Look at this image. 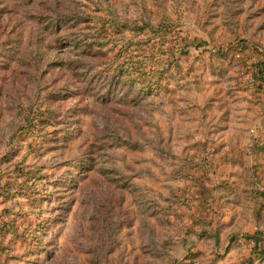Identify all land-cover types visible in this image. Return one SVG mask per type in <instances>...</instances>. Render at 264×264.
Listing matches in <instances>:
<instances>
[{
    "label": "rangeland",
    "instance_id": "1",
    "mask_svg": "<svg viewBox=\"0 0 264 264\" xmlns=\"http://www.w3.org/2000/svg\"><path fill=\"white\" fill-rule=\"evenodd\" d=\"M264 0H0V264H264Z\"/></svg>",
    "mask_w": 264,
    "mask_h": 264
},
{
    "label": "built area",
    "instance_id": "2",
    "mask_svg": "<svg viewBox=\"0 0 264 264\" xmlns=\"http://www.w3.org/2000/svg\"><path fill=\"white\" fill-rule=\"evenodd\" d=\"M263 190H264V187H263Z\"/></svg>",
    "mask_w": 264,
    "mask_h": 264
}]
</instances>
